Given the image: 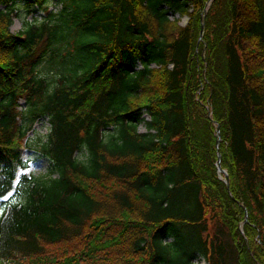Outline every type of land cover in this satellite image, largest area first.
Listing matches in <instances>:
<instances>
[{"label": "trees", "instance_id": "obj_1", "mask_svg": "<svg viewBox=\"0 0 264 264\" xmlns=\"http://www.w3.org/2000/svg\"><path fill=\"white\" fill-rule=\"evenodd\" d=\"M56 1L0 0V264H264V0Z\"/></svg>", "mask_w": 264, "mask_h": 264}, {"label": "rangeland", "instance_id": "obj_2", "mask_svg": "<svg viewBox=\"0 0 264 264\" xmlns=\"http://www.w3.org/2000/svg\"><path fill=\"white\" fill-rule=\"evenodd\" d=\"M48 9H52L54 11H57L60 7V4L56 0H48ZM17 12L15 15H13L12 22L9 26V29L11 31L19 30L22 27V21L23 19H32L33 16L42 17V15L46 12L45 10L41 8H37L34 6L33 10L30 12L25 9L23 0H16V9ZM172 16H176L179 18L180 23H185L187 21L186 15H178L177 13L172 14ZM171 16V17H172ZM203 31V28H202ZM202 34V33H201ZM42 68L45 70L46 67L42 66ZM21 106L24 105V101H20ZM144 117L148 118L147 114L144 113ZM49 129V120L46 116H39L32 125V129H30L27 132V135L29 137H35L36 135H41L42 137L45 136L46 132ZM138 129L139 130H145V125L143 122L138 123ZM21 156L23 159L27 161V170L31 173L39 174V173H45L50 168V160L37 152V150L33 148H27V146L23 147L21 149ZM16 192V191H15ZM15 192H12L9 194L10 198L16 197ZM193 261H198L200 264L204 263L206 260L202 256L198 255L196 256Z\"/></svg>", "mask_w": 264, "mask_h": 264}, {"label": "water", "instance_id": "obj_3", "mask_svg": "<svg viewBox=\"0 0 264 264\" xmlns=\"http://www.w3.org/2000/svg\"><path fill=\"white\" fill-rule=\"evenodd\" d=\"M202 28H203V23L201 22L200 23V28H199V36L201 35L202 33ZM216 134H217V137H216V144L218 143V140H219V126L218 124H216ZM217 169L221 172H223V174L226 176V180H227V172L225 169H223L220 165V152L217 150ZM246 219V217H245Z\"/></svg>", "mask_w": 264, "mask_h": 264}]
</instances>
